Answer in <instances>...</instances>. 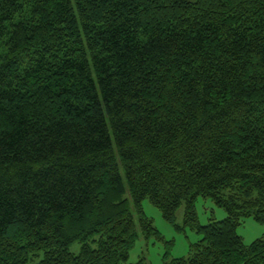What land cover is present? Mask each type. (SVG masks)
I'll return each mask as SVG.
<instances>
[{"label": "trees", "instance_id": "16d2710c", "mask_svg": "<svg viewBox=\"0 0 264 264\" xmlns=\"http://www.w3.org/2000/svg\"><path fill=\"white\" fill-rule=\"evenodd\" d=\"M145 199L202 235L167 264H264V0H0V264H148Z\"/></svg>", "mask_w": 264, "mask_h": 264}, {"label": "rangeland", "instance_id": "374dc122", "mask_svg": "<svg viewBox=\"0 0 264 264\" xmlns=\"http://www.w3.org/2000/svg\"><path fill=\"white\" fill-rule=\"evenodd\" d=\"M121 174L126 187L124 195L131 199L123 167H121ZM143 209L145 216L152 219L159 234L152 233L147 237L143 233L140 224L141 214L132 201V211L138 226L139 237L130 250L128 262L136 263L141 258H145L148 264H167L173 258L190 256L191 246L201 240L202 235L198 232L197 227L185 223V204L177 210L175 223L168 222L163 217L161 210L153 205L149 199L143 201ZM196 210L202 225L208 224L211 218L223 220L228 216L227 211L218 206L211 197L199 196L196 200ZM237 231L243 237L244 242L250 244L264 234V223L258 222L251 216L245 217ZM70 250L74 254H79L81 243L72 244Z\"/></svg>", "mask_w": 264, "mask_h": 264}]
</instances>
